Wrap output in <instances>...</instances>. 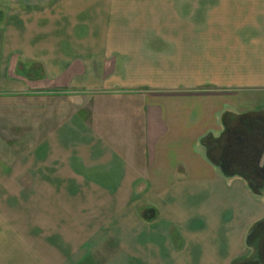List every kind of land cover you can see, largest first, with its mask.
I'll use <instances>...</instances> for the list:
<instances>
[{"label":"crops","instance_id":"1","mask_svg":"<svg viewBox=\"0 0 264 264\" xmlns=\"http://www.w3.org/2000/svg\"><path fill=\"white\" fill-rule=\"evenodd\" d=\"M263 161L264 0H0V264H239Z\"/></svg>","mask_w":264,"mask_h":264},{"label":"flooded vegetation","instance_id":"2","mask_svg":"<svg viewBox=\"0 0 264 264\" xmlns=\"http://www.w3.org/2000/svg\"><path fill=\"white\" fill-rule=\"evenodd\" d=\"M251 171V172H250ZM245 175L255 188H264V171L261 167L251 168ZM253 173V175L251 174ZM248 254L239 264H264V217L253 223L247 233Z\"/></svg>","mask_w":264,"mask_h":264},{"label":"rangeland","instance_id":"3","mask_svg":"<svg viewBox=\"0 0 264 264\" xmlns=\"http://www.w3.org/2000/svg\"><path fill=\"white\" fill-rule=\"evenodd\" d=\"M34 68H36V65H34L33 66ZM44 119V118H43ZM42 119H39L38 120V123H41L42 121H41ZM22 125L23 126H28L29 125V121L28 120H24V122H22ZM263 187H264V185H263ZM258 192H259V195H257L256 194V197H259V196H261L262 197V199H261V202L263 203V205H264V188H260V190H258ZM253 193V192H252ZM263 195V196H262ZM260 199V198H259ZM142 211V210H141ZM145 216V215H144ZM263 217H264V214H263ZM246 239H247V236H246ZM247 243V242H246ZM249 249V248H248ZM248 249H247V251L245 252V255L246 254H248ZM121 255V254H120Z\"/></svg>","mask_w":264,"mask_h":264},{"label":"trees","instance_id":"4","mask_svg":"<svg viewBox=\"0 0 264 264\" xmlns=\"http://www.w3.org/2000/svg\"><path fill=\"white\" fill-rule=\"evenodd\" d=\"M247 177V176H246ZM248 186H249V188H250V190L256 195H259V192H258V190H260V188H255V187H253L252 186V183H248Z\"/></svg>","mask_w":264,"mask_h":264},{"label":"water","instance_id":"5","mask_svg":"<svg viewBox=\"0 0 264 264\" xmlns=\"http://www.w3.org/2000/svg\"><path fill=\"white\" fill-rule=\"evenodd\" d=\"M260 167H261V170L264 171V161Z\"/></svg>","mask_w":264,"mask_h":264}]
</instances>
